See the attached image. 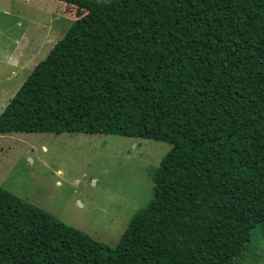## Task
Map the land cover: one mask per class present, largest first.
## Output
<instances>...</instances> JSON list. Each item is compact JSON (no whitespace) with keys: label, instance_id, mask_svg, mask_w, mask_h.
I'll return each instance as SVG.
<instances>
[{"label":"trees","instance_id":"1","mask_svg":"<svg viewBox=\"0 0 264 264\" xmlns=\"http://www.w3.org/2000/svg\"><path fill=\"white\" fill-rule=\"evenodd\" d=\"M84 10L0 134L170 144L147 205L95 240L0 186V264H234L264 239V0H62Z\"/></svg>","mask_w":264,"mask_h":264},{"label":"rangeland","instance_id":"2","mask_svg":"<svg viewBox=\"0 0 264 264\" xmlns=\"http://www.w3.org/2000/svg\"><path fill=\"white\" fill-rule=\"evenodd\" d=\"M83 13L62 0H0V112ZM22 34L27 42L17 57L20 49L13 47ZM169 148L166 142L113 134H0V186L114 246L151 199L149 170ZM234 264H264V239L258 249L245 248Z\"/></svg>","mask_w":264,"mask_h":264},{"label":"crops","instance_id":"3","mask_svg":"<svg viewBox=\"0 0 264 264\" xmlns=\"http://www.w3.org/2000/svg\"><path fill=\"white\" fill-rule=\"evenodd\" d=\"M26 42H27L26 34H22L21 39L19 40V42H18L17 44H14L13 49H14V48H19V49H20L18 52H15V55H16L17 57H19V56L22 55V54L20 53V51H21V49L25 46ZM13 49H12V50H13ZM12 59H17V58L12 57ZM9 62L11 63V60H9Z\"/></svg>","mask_w":264,"mask_h":264},{"label":"water","instance_id":"4","mask_svg":"<svg viewBox=\"0 0 264 264\" xmlns=\"http://www.w3.org/2000/svg\"><path fill=\"white\" fill-rule=\"evenodd\" d=\"M78 203L80 204V202L78 201Z\"/></svg>","mask_w":264,"mask_h":264}]
</instances>
